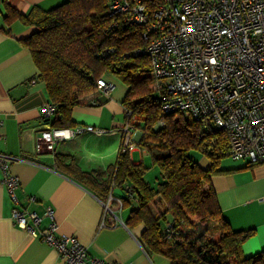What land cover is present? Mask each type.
<instances>
[{"label": "trees", "instance_id": "trees-1", "mask_svg": "<svg viewBox=\"0 0 264 264\" xmlns=\"http://www.w3.org/2000/svg\"><path fill=\"white\" fill-rule=\"evenodd\" d=\"M3 2L8 5L7 0ZM107 3L108 0H65L49 10L32 8L27 15L9 8L7 17H18L36 26L22 42L31 53L50 102L56 106L49 119L51 125L73 126L72 108L96 90L100 75H114L127 87L121 104L142 118L137 144L152 153L162 179L155 188L151 187L143 178L148 167L133 163L128 152L119 150L115 162L104 171L80 170L68 154H56V166L103 202L111 187H123L129 182L137 202L125 224L129 228L143 224L140 242L169 257L172 264H264V250L251 256L243 254L242 244L251 231H233L229 227L209 185L210 175L222 171L219 159L227 156L225 133L205 132L187 114L162 112L158 92L151 89L148 58L122 55L143 43L141 30L134 25L113 26L106 13ZM106 48H114L113 53L99 56ZM199 154L211 160L209 167L196 161ZM124 195L121 207L129 203V196ZM114 201L116 205L113 198L108 201L111 209L116 207ZM191 218L211 221L217 236L187 239L179 228L192 225ZM168 223L176 232L169 238L165 232Z\"/></svg>", "mask_w": 264, "mask_h": 264}, {"label": "crops", "instance_id": "crops-1", "mask_svg": "<svg viewBox=\"0 0 264 264\" xmlns=\"http://www.w3.org/2000/svg\"><path fill=\"white\" fill-rule=\"evenodd\" d=\"M64 1L7 0L6 5L0 0V119L3 120L0 132L4 136L0 149L19 158L11 161L9 167L21 182L16 191L18 206L41 216L45 207L51 206L58 231L76 236L91 256L121 264H172L169 257L140 242L143 224L132 228L125 224L136 203L129 199V203L121 207V198L125 197L123 187L111 189L116 207L110 208L112 212L106 213L107 224L101 225L103 201L58 168L54 161L56 154H68L73 164L86 172L104 171L115 162L121 139L118 129L125 122L121 101L126 86L115 83L110 95L95 90L84 96L70 114L74 125L69 127L88 124L115 132L96 135L84 131L58 142L53 154L35 152V138L44 124L42 109L50 102L31 53L22 42L36 26L18 17L9 18L7 14L9 8L22 15L35 7L40 11L49 10ZM109 75L106 73L111 79ZM138 134L141 135L140 131ZM138 140L129 153L130 158L135 164L145 165L147 150L137 144ZM22 156L33 158L34 162H27ZM196 161L204 168L211 164V160L201 154ZM219 169L222 171L210 175L209 185L221 215L233 231H251L242 244L243 254L259 253L264 250V161L249 164L246 160L225 156L219 159ZM145 174V181L155 188L153 181L159 179L158 174L153 180ZM1 178L0 172V264H58L54 248L14 225L10 215L15 204ZM48 222L49 218L43 216L41 226Z\"/></svg>", "mask_w": 264, "mask_h": 264}, {"label": "built area", "instance_id": "built-area-1", "mask_svg": "<svg viewBox=\"0 0 264 264\" xmlns=\"http://www.w3.org/2000/svg\"><path fill=\"white\" fill-rule=\"evenodd\" d=\"M106 13L113 26L134 25L141 30L143 43L122 55L148 58L163 113L181 112L199 122L205 132L223 131L226 155L233 160L264 161V0H108ZM113 51L106 48L98 54L108 57ZM114 88L105 73L97 78L96 91L110 95ZM55 111L51 102L42 109L44 124L35 138L36 153L53 154L58 142L76 133L115 132L88 124L54 127L49 119ZM123 115L119 151L130 153L141 136L137 127L141 118L125 106ZM3 137L0 132V141ZM17 159L0 149L1 183L15 204L10 215L14 225L54 248L58 264H121L91 256L76 236L60 233L51 206L44 210L43 216L49 218L45 226H41L43 216L18 206L16 191L21 182L9 169ZM123 190L137 202L129 182ZM112 198L110 191L102 202L101 225L107 224ZM165 232L167 238L176 235L170 223Z\"/></svg>", "mask_w": 264, "mask_h": 264}, {"label": "rangeland", "instance_id": "rangeland-1", "mask_svg": "<svg viewBox=\"0 0 264 264\" xmlns=\"http://www.w3.org/2000/svg\"><path fill=\"white\" fill-rule=\"evenodd\" d=\"M108 77H111V79H113L112 81L114 84L116 83V84H121L122 86H126L124 84V82L121 79H119L118 77H116L114 75H109ZM151 89H154L153 81L151 83ZM140 118L141 117L139 116V119ZM137 125L139 126V124H137ZM144 156H145L144 163L148 167V169L145 170V173L147 172L145 175L148 176L149 178H151V180H153L154 176L158 174L159 179L158 180L155 179L153 181V185L157 186L160 179H162V175L160 173L159 167H158V165L153 163L151 152L146 151L144 153ZM190 220H191L192 225H190V226L181 225V227L179 228L185 234L187 239L192 240V239H200V238H204V237L215 238L217 236L218 233H217V231H216V229H215V227L211 221L200 222V221L196 220L195 218H191ZM221 260H222V262H226V258H222Z\"/></svg>", "mask_w": 264, "mask_h": 264}]
</instances>
